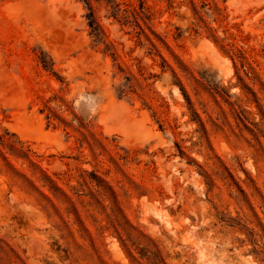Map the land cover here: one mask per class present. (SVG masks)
Returning <instances> with one entry per match:
<instances>
[{"label":"rangeland","instance_id":"374dc122","mask_svg":"<svg viewBox=\"0 0 264 264\" xmlns=\"http://www.w3.org/2000/svg\"><path fill=\"white\" fill-rule=\"evenodd\" d=\"M0 264H264V0H0Z\"/></svg>","mask_w":264,"mask_h":264},{"label":"trees","instance_id":"16d2710c","mask_svg":"<svg viewBox=\"0 0 264 264\" xmlns=\"http://www.w3.org/2000/svg\"><path fill=\"white\" fill-rule=\"evenodd\" d=\"M84 1L86 2L87 0H84ZM95 1L98 2V1H101V0H95ZM103 1H105V2H107V3L114 4V2H115L116 0H103ZM119 7H120V4H116V5H115V8H117L118 10H119ZM116 15H117V14H116ZM91 16L94 17V16H93V13H91Z\"/></svg>","mask_w":264,"mask_h":264}]
</instances>
